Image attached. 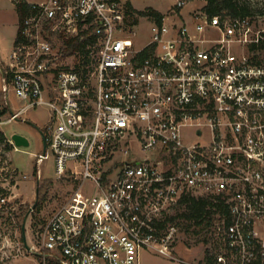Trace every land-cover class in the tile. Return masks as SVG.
<instances>
[{
	"label": "built area",
	"instance_id": "built-area-1",
	"mask_svg": "<svg viewBox=\"0 0 264 264\" xmlns=\"http://www.w3.org/2000/svg\"><path fill=\"white\" fill-rule=\"evenodd\" d=\"M12 1L26 10L2 70V92L23 103L9 119L46 108L35 167L48 150L74 184L26 251L42 264H140L145 251L190 264L175 256L183 221L170 220L186 196L215 217L217 251L197 264H264V11L211 15L199 0L191 22L160 23L146 11L151 39L138 47L132 0ZM136 145L154 156L139 161Z\"/></svg>",
	"mask_w": 264,
	"mask_h": 264
},
{
	"label": "rangeland",
	"instance_id": "rangeland-1",
	"mask_svg": "<svg viewBox=\"0 0 264 264\" xmlns=\"http://www.w3.org/2000/svg\"><path fill=\"white\" fill-rule=\"evenodd\" d=\"M28 2H41L43 0H26ZM237 0L239 5L247 6L255 12L264 11V0ZM136 8L138 23L135 25L134 42L139 47L151 39L150 27L152 22L143 12L150 9L157 11L164 17L176 20L173 10L174 0H132ZM191 8L202 5L199 0L188 3ZM186 7V6H185ZM185 7L183 8L185 10ZM188 7V8H190ZM180 19V18H179ZM186 22H191L189 16H185ZM169 20L167 19L166 22ZM257 27H264V22L256 23ZM18 30V15L12 0H0V67L10 61L14 41ZM257 52V58L264 63V46ZM72 65L79 60L70 59ZM2 73L0 70V111L6 108V112L0 115V131L11 140L13 134L21 135L28 141L27 146L17 147L18 150L5 148V143L0 141V195L6 197V202L0 207V264H42V257L36 252L28 253V247L34 251L40 250V232L51 214L60 207L74 184L57 178L54 168V157L47 150V156L42 163L35 167V157L43 153V142L39 132L32 127L35 125L40 130H45L48 112L44 107L28 109L19 119L10 120V111H16L23 106L12 91L2 92ZM136 156L139 161L151 157L149 152L140 151L136 145ZM139 151V152H138ZM36 170L40 178H36ZM47 182H49L47 184ZM35 203V205H34ZM179 225V236L175 243V256L197 264L204 258L205 249L210 245L205 239H210L214 231L204 226H192L189 229ZM198 232H193L194 229ZM140 264H177L162 255L152 251L140 254Z\"/></svg>",
	"mask_w": 264,
	"mask_h": 264
},
{
	"label": "trees",
	"instance_id": "trees-1",
	"mask_svg": "<svg viewBox=\"0 0 264 264\" xmlns=\"http://www.w3.org/2000/svg\"><path fill=\"white\" fill-rule=\"evenodd\" d=\"M15 4V10L18 15V20L20 21L21 18L24 15V12L26 10V5L23 2L14 3ZM206 11L209 14H217L224 11L227 15H237L241 14L243 12H246L248 8L243 5H239L237 0H207V5L205 6ZM148 14H150L152 17H155L156 21L158 23L161 22L163 15L158 13L155 10H148ZM18 33L15 39V42L17 41ZM91 37L86 38L85 41L81 42L78 38H72L70 40H67L66 43L68 44V47L66 48L65 52L66 54H71V52L75 49L84 47L88 42H91ZM264 46V45H263ZM255 48V47H254ZM254 48H252L254 50ZM76 58L80 61L79 55L76 56ZM254 59H257V55L254 56ZM85 62H88V57L85 55ZM261 62L260 60H258ZM6 112V108H4L2 111H0V115ZM0 141L5 143V148L11 149L13 145L9 142V140L5 137L3 132L0 131ZM49 182H47L48 184ZM207 205V201L202 198H192V197H183L181 201V205L176 208L175 214L170 218L171 221H176L177 224H180L179 220L186 221L185 227L186 229H189L191 225L193 226H204L208 229V226L211 224L212 218L215 217H203V214L205 212V207ZM206 215H208V211H206ZM184 226V224H183ZM193 232H198L194 229H192ZM206 242L209 244V239H205ZM217 251V246H209L205 249V255L204 259H207L209 262H211L212 257L214 256V252ZM48 264H58V262L54 260H49Z\"/></svg>",
	"mask_w": 264,
	"mask_h": 264
},
{
	"label": "water",
	"instance_id": "water-1",
	"mask_svg": "<svg viewBox=\"0 0 264 264\" xmlns=\"http://www.w3.org/2000/svg\"><path fill=\"white\" fill-rule=\"evenodd\" d=\"M11 112V111H10ZM32 127H34L40 134L41 136V139H42V142H43V152L45 150V136L42 132V130L38 129L35 125L31 124ZM12 144L15 146V147H21V146H27L28 145V141L25 137L21 136V135H17V134H13L11 136V140ZM35 205V203H34Z\"/></svg>",
	"mask_w": 264,
	"mask_h": 264
},
{
	"label": "crops",
	"instance_id": "crops-1",
	"mask_svg": "<svg viewBox=\"0 0 264 264\" xmlns=\"http://www.w3.org/2000/svg\"><path fill=\"white\" fill-rule=\"evenodd\" d=\"M190 2H193V1H190ZM190 2H188V3H190ZM188 3H187V5H186V7H185V10L184 9H182L181 11H180V16H179V21H185L184 19H185V16H187V15H189V13H190V11L192 10V9H194V8H191L189 5H188ZM188 7H190V8H188ZM18 24H19V20H18ZM17 33H18V30H17ZM16 36H17V34H16ZM16 39V38H15ZM15 42V41H14ZM5 66V65H4ZM0 70H1V73H2V68L0 67Z\"/></svg>",
	"mask_w": 264,
	"mask_h": 264
},
{
	"label": "flooded vegetation",
	"instance_id": "flooded-vegetation-1",
	"mask_svg": "<svg viewBox=\"0 0 264 264\" xmlns=\"http://www.w3.org/2000/svg\"><path fill=\"white\" fill-rule=\"evenodd\" d=\"M34 128V127H33Z\"/></svg>",
	"mask_w": 264,
	"mask_h": 264
}]
</instances>
